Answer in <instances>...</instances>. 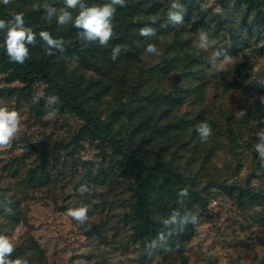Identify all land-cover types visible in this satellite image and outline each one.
<instances>
[{"label":"rangeland","instance_id":"rangeland-1","mask_svg":"<svg viewBox=\"0 0 264 264\" xmlns=\"http://www.w3.org/2000/svg\"><path fill=\"white\" fill-rule=\"evenodd\" d=\"M142 1L151 4L155 0ZM157 1L163 8L173 2ZM44 2L11 0L0 6L16 13ZM105 2L97 0V4ZM200 2L184 26H174L181 28L187 40L182 45L173 44L172 31L140 36L139 26L149 16L142 15L134 23L113 19L114 35L108 47L92 42L107 56L114 46L121 47L118 58L104 71L86 69L73 59L59 58L54 66L60 68L59 82L81 79L90 92H98L94 105L110 121L124 148L136 150L140 144L138 152L148 162L164 161L190 178L192 189L203 199L202 206L179 197L176 186L156 192L153 205L158 216L157 205L162 201L171 206L182 200L198 212L199 223L191 226L184 250L177 251L169 240V231L180 235L178 225L172 224L167 226L160 251L144 257L133 241L131 180L123 173L119 151L108 142L88 139L74 145L83 121L55 103L48 105L46 79L37 77L33 85L24 86L8 83L0 73V106L18 110L24 124L20 139L0 152V233L13 239V259L25 258L29 264H264V207L236 199L240 189L264 191V178L248 179L253 172L264 171L254 149L256 132L264 128V84L259 83L264 80V38L257 39L247 33L246 25H239L244 10L234 0ZM217 6L224 9L223 15L214 12ZM69 11L73 19L78 14V9ZM226 14L240 29L247 47L234 43L224 24L215 34L213 27L194 23L202 17L223 20ZM163 16L159 11L156 19ZM200 30L216 41L213 49L195 46ZM149 43L156 45V54L145 51ZM224 49L233 63L226 71L208 76L211 52ZM191 60L199 63L202 77L189 76L186 63ZM238 71L245 75L244 82L226 87L222 74L229 72L239 80ZM248 82L254 84L246 91ZM40 91L44 96L33 102ZM160 95L177 101L163 102L156 98ZM53 110L56 117L46 119ZM241 110L246 115L238 117ZM202 122L213 130L205 143L197 132ZM57 144H63L62 148L56 150ZM43 159L48 182L33 189L21 186L28 167H36ZM82 184L90 191L81 194ZM81 204L90 209L83 225L66 215L69 208Z\"/></svg>","mask_w":264,"mask_h":264},{"label":"trees","instance_id":"trees-1","mask_svg":"<svg viewBox=\"0 0 264 264\" xmlns=\"http://www.w3.org/2000/svg\"><path fill=\"white\" fill-rule=\"evenodd\" d=\"M238 6L243 8L242 18L239 25L243 28L247 27V33L255 35L257 39L264 38V0H234ZM87 5L97 4V0H84ZM186 8L184 21L188 22L192 14L201 5L200 0H179ZM49 4L56 7L58 10L65 7L63 0L49 1ZM168 7L155 0L148 4L142 0H126V7H117V11L113 19L120 21L122 18L131 21L139 20L142 15L149 16V20L142 23L139 28L149 26L156 29V33H172L174 45H182L187 40L182 36L181 28H174L168 24L167 11ZM163 13L161 20L156 19L158 12ZM22 14L26 26H29L36 33V45H28L30 58L24 64H18L10 61L5 50L0 47V73L4 74L5 80L8 83L18 82L24 86H31L37 77L46 79L49 86L47 94L58 96V107L63 110H69L75 113L83 121L77 138L73 139L74 145H80V139H88L89 141L108 142L115 150L119 151L122 156V170L131 180L130 190L133 197L131 206V219L134 223L133 241L140 248L144 257H152L162 247V240L159 239L161 233L167 234L164 221L165 215H172L174 211L180 213L181 216L187 211L195 212V208L185 205L182 200L174 202L171 206L167 201H162L157 205L160 215L158 216L153 209L156 206L154 201L156 192H165L168 186H176L180 191L184 187H188L189 195L186 199L196 206H202L203 199L198 193L192 189L190 178L182 173L176 172L166 162L161 160H153L148 162L145 157L138 152L140 144L136 150H127L124 148L121 139L116 137L112 130L110 121L102 118L101 112L95 107L94 99H98V92H90L89 85L83 86L81 79L59 82L61 80L59 73L60 68H54L57 64L65 59H73L80 66L95 70L104 71L110 61L111 54H104L103 50L93 46L92 43H86L78 36L79 30L70 22L64 26H58L53 17L52 21H46L44 9L30 8L21 10V12L9 13L0 6V19L10 20L14 15ZM153 18L156 23H152ZM216 18V17H215ZM214 17L205 19L204 17L196 20L194 23H199L203 26H211L214 28V33L217 34L222 25H226L227 33L234 43L241 45L242 49L247 47V42L240 35V29L235 27L234 23H230V17L226 14L225 19ZM168 24L167 26H164ZM224 27V26H223ZM40 31H48L54 38H61L65 41L64 52L55 51L54 55L48 56L44 51V43L39 37ZM5 37L4 32H0V44L3 43ZM118 58V57H117ZM189 76L191 78L202 77L199 63H194L192 60L186 63ZM237 77H231L229 72L222 74L223 82L226 87H231L234 83L244 82L245 75L240 71L236 72ZM253 82H248L245 90L251 89ZM156 98H161V101L173 103L177 101L176 97L169 95H160ZM58 145V144H57ZM63 144L56 146V150L62 148ZM75 149L74 146L71 148ZM46 160L43 159L36 167L29 166L21 178V186L33 189L35 186H43L49 180V173L46 167ZM263 179L264 171L253 172L249 175L250 178ZM233 194V191H230ZM236 199L242 203L250 202L255 205L264 207V191L260 189H240L236 195ZM18 203V202H17ZM170 219V218H169ZM191 224L187 225L183 232H178L180 235L169 236L170 242L176 247L177 251L182 252L191 236ZM153 241L155 246L153 247ZM177 245H179L177 247Z\"/></svg>","mask_w":264,"mask_h":264},{"label":"clouds","instance_id":"clouds-1","mask_svg":"<svg viewBox=\"0 0 264 264\" xmlns=\"http://www.w3.org/2000/svg\"><path fill=\"white\" fill-rule=\"evenodd\" d=\"M4 5H8L11 0H0ZM65 7L59 8V10L50 5L47 0L42 5H34L35 8H43L46 21H52L55 17L58 26H64L73 23V26L79 30L78 36L86 43L97 42L101 47H108L109 42L112 40L113 32V17L117 11V7H126V0H106L103 4L87 5L84 0H63ZM69 9H78V14L73 19L72 11ZM214 12L223 15L224 9L217 6ZM186 8L177 0H173L168 11L167 21L168 24L173 26H184V16ZM152 23H156V19L153 18ZM168 24L164 25L167 26ZM190 26V25H189ZM214 27V26H213ZM0 32L5 33L3 43L0 44L10 61L24 64L26 60L30 58L28 45H36V33L29 26H26L25 19L22 14L14 15L10 20L0 19ZM139 34L142 37H152L156 35V29L145 26L140 28ZM39 37L44 43V51L48 56L54 55L55 51L64 52L65 41L61 38H54L48 31H40ZM216 41L209 36V33L200 30L198 33L195 46L204 51L213 49ZM145 51L149 54H156L157 47L155 44L149 43ZM121 52V47L116 45L112 48L111 58L116 60ZM233 63V57L224 50H215L211 52L210 64L208 69V76L218 74L226 71L227 67ZM260 84H264V80L259 81ZM44 96V92H38L36 97H33V102H37L39 97ZM58 96L52 95L48 97V105L58 103ZM264 102V98H262ZM57 115L55 110L48 112L46 119H53ZM246 115L245 111H237V116L242 117ZM24 131V124L22 123V117L18 110L9 108L8 106H0V152L10 149L13 143L20 139ZM197 132L200 136L201 142L205 143L213 135V130L207 122H202L197 126ZM258 142L254 145L257 155V162L261 167H264V128L259 129L256 132ZM78 191L83 194L89 192L90 189L86 184H82ZM189 195L188 187H184L178 192L179 197H187ZM6 212L11 214V209H5ZM90 209L87 205L81 204L78 207H71L67 210L66 215L78 224L83 225L89 220ZM165 225L176 224L179 227V231L183 232L187 225L193 226L199 223L198 212L187 211L183 216L179 212L174 211L170 219L164 221ZM168 235H173L172 231L168 232ZM160 240H164V234L159 235ZM153 247L155 242L153 241ZM179 245H177L178 247ZM166 251L169 249H165ZM15 251V244L13 239L3 233H0V264H29V261L25 258L17 257L12 258Z\"/></svg>","mask_w":264,"mask_h":264}]
</instances>
